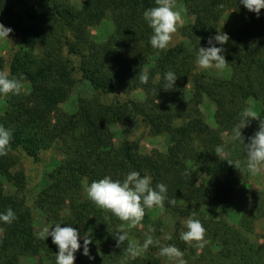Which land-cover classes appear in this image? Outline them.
<instances>
[{"label":"trees","instance_id":"16d2710c","mask_svg":"<svg viewBox=\"0 0 264 264\" xmlns=\"http://www.w3.org/2000/svg\"><path fill=\"white\" fill-rule=\"evenodd\" d=\"M175 2L192 21L180 28L181 43L157 50L149 44L152 30L143 19L146 9L157 6L156 0H0V23L19 41L8 64L9 78L21 84L18 94L0 98V126L12 133L6 153L0 155V213L10 208L15 214L10 224L0 222V257L37 256L38 264H55L57 246L51 237L35 235L32 215L20 200L26 177L14 168L18 153L37 161L56 144L60 157L46 175L49 182L37 194L36 206L50 226L69 224L80 233L88 218L98 222V229L86 237L92 259L82 255L81 248L74 264H127L129 238L117 246L114 235L126 222L97 208L86 198L84 186L104 176L123 180L132 171L151 176L153 188L166 185L163 207L153 208H163L172 217L168 233L135 264H164L168 259L159 254L164 245H174L188 261L201 248L206 263L194 264H264V243L249 239L254 222L264 215V189L237 224L198 214L200 207L226 205L245 194L243 181L249 172L242 148L225 141L243 110L264 120V9L257 15L239 0ZM15 5L23 7V14ZM231 10L240 15L239 25L221 29L222 18ZM106 15L115 32L95 40L90 28ZM217 33L229 37L217 45L227 62L228 76L222 79L194 72L197 50L207 48ZM70 57L78 58L76 66ZM74 70L92 93L78 97L75 110L68 112L63 105L75 86ZM168 71L177 78L167 90L162 89V77ZM143 73L149 76L146 84L139 80ZM187 86L191 96L185 100ZM118 91L136 92L142 99L122 101ZM106 96H111L109 103ZM203 98L213 106L211 123L199 110ZM138 123L152 136L165 137V153L145 154L127 139L114 145L112 124ZM258 128L259 120L253 119L241 130L245 143ZM217 146L229 154L232 165L223 152L215 153ZM237 160L244 178L236 170ZM187 218L201 222L202 242L189 245L180 239Z\"/></svg>","mask_w":264,"mask_h":264},{"label":"clouds","instance_id":"9594fccd","mask_svg":"<svg viewBox=\"0 0 264 264\" xmlns=\"http://www.w3.org/2000/svg\"><path fill=\"white\" fill-rule=\"evenodd\" d=\"M240 4L250 12L259 15L264 9V0H239ZM156 7L146 9L143 12V19L152 30L149 37V44L153 49L164 50L168 48L173 40V34L177 31V23L180 21L179 11L174 10L175 0H156ZM11 28L0 23V39H9ZM226 33H217L207 41L208 47H199L195 56V64L198 70L214 69L216 72L222 71L227 62L223 55L224 49L217 45H223L228 41ZM177 76L174 72L168 71L163 77V88L171 89ZM139 80L146 84L149 80L147 73L140 74ZM21 88L20 82L16 78H9L7 72L0 71V98L9 94H18ZM259 120L258 130L250 137L247 143L244 142L241 130L245 128L250 120ZM12 133L9 129L0 126V155H4L10 144ZM226 144L239 143L245 157L246 170L255 175L264 172V120H260L256 113L243 110L240 113L239 122L234 125L228 135ZM224 153L225 160L228 161V153L224 148L217 146L215 153ZM235 167L240 169V161L234 162ZM167 187L164 184H157L152 187V177L149 175L141 176L139 172L132 171L126 174L123 180L112 179L104 176L99 180H94L84 186L86 198L97 208L105 210L115 216L121 222H127V227L133 228L142 221L145 210L153 207H163L166 199ZM15 219L14 212L9 208L0 213V222L10 224ZM184 231L180 233V239L186 244L191 245L193 241L202 242L205 229L197 219L187 218L183 221ZM152 229H149L151 232ZM117 246L123 244L128 238V232L121 228L114 233ZM38 237L45 240L51 237L53 244L57 246L55 264H74L75 252L82 248V255H89L88 244L90 239L84 238L81 245V236L76 228L71 225L61 227V223H55L51 227H44ZM165 240L171 236H165ZM155 243H159L158 241ZM151 235H148L142 247L147 249L153 245ZM202 246V243L200 244ZM129 257L135 258L139 253V246L129 244L127 246ZM159 254L168 259L169 264H186L183 253L174 245H164L160 247Z\"/></svg>","mask_w":264,"mask_h":264},{"label":"rangeland","instance_id":"374dc122","mask_svg":"<svg viewBox=\"0 0 264 264\" xmlns=\"http://www.w3.org/2000/svg\"><path fill=\"white\" fill-rule=\"evenodd\" d=\"M15 9L20 14H23L24 9L19 5H15ZM174 10L179 11L180 21L177 23V31L173 34V40L170 46L177 45L183 41V37L180 34V28L192 21V17L187 14L184 6L175 2ZM240 15L231 10L227 12L221 20V29H234L240 23ZM115 25L110 20L109 15H106L105 19L101 24L95 28H90V35L95 40H103L109 35L114 34ZM9 39H0V56L4 61V72L8 71V64L10 58L14 52L19 47V41L15 37L9 34ZM169 46V47H170ZM72 65L76 66L78 63V58L70 57ZM195 73H203L209 77L225 78L228 76V69L225 67L222 71L216 72L214 69L198 70L196 64L194 65ZM9 74V73H8ZM72 77L75 80V86L72 89L71 96L69 100L63 105L64 110L71 112L75 110V103L78 97H86L91 95V89L86 82L81 81L80 75L73 71ZM26 88H24L25 90ZM117 95L120 100L135 99L141 100V95L136 92L124 93L118 91ZM191 96L190 88L187 86L184 99L188 100ZM106 103L111 101V96H106L103 98ZM200 113L204 116L208 123H211V116L213 112V106L208 99L203 98L200 106ZM111 139L115 146H117L122 140L127 139L129 141L135 142L139 145L140 150L145 154H151L154 151L165 153L167 148V142L163 136H152L148 128L142 124L138 123L136 125L129 124H112L109 127ZM59 150L56 144H54L50 149L42 152L39 155L37 161L30 157H27L24 153H18L17 164L15 170L23 171L26 177V185L20 194V200L23 205L29 210L32 215V229L36 236L44 227H51L46 223L42 212L38 209L35 204V199L39 191L44 188L49 180L47 178V173H49L57 159H59ZM238 175L244 178L243 170L237 169ZM245 194L236 196L229 204L212 206V207H200L198 214L201 217L212 220H224L230 224H237L239 219L242 217L245 210L252 206L257 199L258 195L263 192L264 189V172L257 173L255 175L249 173L248 176L244 178ZM262 195V194H261ZM124 230L128 232L129 244L134 246H139V253L135 258H131L126 254L127 264H135L137 260L145 257L147 249L160 240L172 226V217L163 208H151L145 210L144 218L140 223H138L133 228L127 227V222L124 225ZM98 229V222L90 217L88 218L80 231L81 241L88 235L94 233ZM149 229H152L149 232ZM148 235H151L154 241L153 245H150L147 249L142 247L144 240ZM1 236V232H0ZM249 239L252 243L256 245H262L264 243V215L259 216L254 222L252 233L249 235ZM204 259V253L201 248L197 249L196 253L190 257V261L184 259L186 264H194L193 260H198L199 262L206 263ZM134 262V263H133ZM0 264H38L37 256H26L19 254H11L8 258L0 257ZM164 264H169V261H165Z\"/></svg>","mask_w":264,"mask_h":264}]
</instances>
